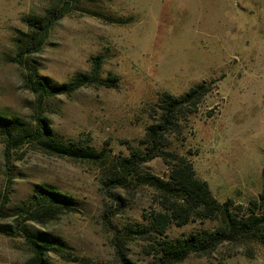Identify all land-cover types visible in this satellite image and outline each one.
Segmentation results:
<instances>
[{
    "label": "rangeland",
    "instance_id": "374dc122",
    "mask_svg": "<svg viewBox=\"0 0 264 264\" xmlns=\"http://www.w3.org/2000/svg\"><path fill=\"white\" fill-rule=\"evenodd\" d=\"M54 6L68 11L27 63L61 84L90 73L100 56L107 84L37 104L23 83L26 70L12 61L15 39L28 30L24 19ZM198 83L208 90L193 110L177 114L160 148L190 161L214 197L231 199L240 215L263 183L264 0H0V114L31 127L45 117L59 139L83 138L105 152L93 163L25 144L6 160L0 137V221L33 208L38 185L66 195L54 219L35 225L58 242L51 264H151L161 240L220 227L219 218L195 215L180 223L173 202L142 181L147 173L167 178L170 165L160 156L139 164L136 180H110L122 173V158L146 152V128L159 119L161 96H181ZM156 213L168 215L161 235L152 224ZM29 256L21 237L0 234V264H25ZM177 264H264V247L239 237Z\"/></svg>",
    "mask_w": 264,
    "mask_h": 264
},
{
    "label": "trees",
    "instance_id": "16d2710c",
    "mask_svg": "<svg viewBox=\"0 0 264 264\" xmlns=\"http://www.w3.org/2000/svg\"><path fill=\"white\" fill-rule=\"evenodd\" d=\"M67 11L64 6H54L48 8L43 15L27 17L24 21L28 30L21 32L15 39L18 50L12 61L26 70L23 83L25 88L35 96L37 104L57 95H70L83 85L107 84L99 77L100 56L93 58L90 73L78 74L69 82L61 84L51 83L47 77L40 76L35 67L27 63V57L43 46L53 25ZM207 90V85L198 83L191 86L181 96L164 93L159 101V119L146 128L144 136L146 152L133 151L130 156L122 158L119 162L122 173L110 179L115 183L122 179L136 180V167L160 156L170 165L167 178L163 179L147 173L143 175L142 181L155 187L162 197L173 202L174 217H177L180 223L186 222L192 215L200 218H219L222 222L220 227L213 230L203 229L185 237L161 240L151 264H177L189 254H208L219 244L239 237L254 239L264 247V232L262 231L264 227V171L262 172L261 191L256 198L248 201L244 213L237 215L231 207L232 200L226 199L220 203L211 193L207 182L195 176L190 161L160 148L167 132L176 126L177 114L186 108L193 110ZM0 137L4 142L6 160L12 149L25 144H31L46 154L76 161L99 163L105 157L104 149L97 150L83 138L76 141L59 139L52 132L47 119L39 115L35 118V125L31 127L0 114ZM66 202H68V197L53 186L38 185L28 203L29 206H34L33 208L18 209L16 217L10 223L0 221V234L23 239L30 252L25 264H51L48 254L58 245V242L36 229L35 225L43 226L54 219L59 214V210L66 206ZM237 206V208L241 207ZM0 216H2L1 211ZM167 218L168 215L162 213H156L153 216L152 224L159 235L164 232ZM134 232L142 233L143 230L135 229ZM120 263L133 264L126 258H122Z\"/></svg>",
    "mask_w": 264,
    "mask_h": 264
}]
</instances>
